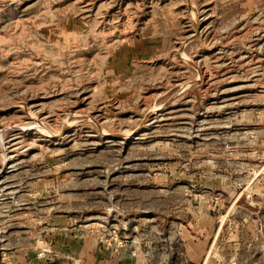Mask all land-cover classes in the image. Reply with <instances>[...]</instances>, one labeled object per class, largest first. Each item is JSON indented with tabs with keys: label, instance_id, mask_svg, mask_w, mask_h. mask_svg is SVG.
I'll list each match as a JSON object with an SVG mask.
<instances>
[{
	"label": "rangeland",
	"instance_id": "1",
	"mask_svg": "<svg viewBox=\"0 0 264 264\" xmlns=\"http://www.w3.org/2000/svg\"><path fill=\"white\" fill-rule=\"evenodd\" d=\"M0 264H264V0H0Z\"/></svg>",
	"mask_w": 264,
	"mask_h": 264
},
{
	"label": "bare ground",
	"instance_id": "2",
	"mask_svg": "<svg viewBox=\"0 0 264 264\" xmlns=\"http://www.w3.org/2000/svg\"><path fill=\"white\" fill-rule=\"evenodd\" d=\"M200 31V30H199ZM242 57V56H241ZM17 142V141H16Z\"/></svg>",
	"mask_w": 264,
	"mask_h": 264
}]
</instances>
